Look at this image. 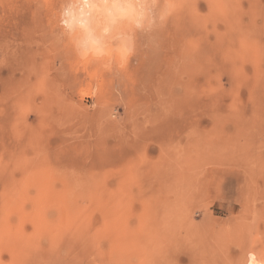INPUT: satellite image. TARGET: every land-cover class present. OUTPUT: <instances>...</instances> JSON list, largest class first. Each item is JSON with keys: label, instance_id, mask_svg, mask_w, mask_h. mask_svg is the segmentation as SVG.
Masks as SVG:
<instances>
[{"label": "rangeland", "instance_id": "1", "mask_svg": "<svg viewBox=\"0 0 264 264\" xmlns=\"http://www.w3.org/2000/svg\"><path fill=\"white\" fill-rule=\"evenodd\" d=\"M40 2L0 0V264H164L172 219L183 256L234 264L245 240L258 250L242 264H264V169L221 155L232 116L264 103V0H179L112 72L59 38L60 0ZM263 128L236 135L264 150ZM175 187L181 212L142 215Z\"/></svg>", "mask_w": 264, "mask_h": 264}, {"label": "clouds", "instance_id": "2", "mask_svg": "<svg viewBox=\"0 0 264 264\" xmlns=\"http://www.w3.org/2000/svg\"><path fill=\"white\" fill-rule=\"evenodd\" d=\"M38 7L47 8V0ZM178 9L179 0H60L58 35L80 62L112 72L136 55L141 36L150 43Z\"/></svg>", "mask_w": 264, "mask_h": 264}, {"label": "bare ground", "instance_id": "3", "mask_svg": "<svg viewBox=\"0 0 264 264\" xmlns=\"http://www.w3.org/2000/svg\"><path fill=\"white\" fill-rule=\"evenodd\" d=\"M263 54V56H264V43H261V55ZM259 78H260V87H264V58H262L261 57V63H260V71H259ZM254 93V92H253ZM256 93V92H255ZM263 93V92H262ZM264 94V93H263ZM254 96H255V94H253ZM260 95V94H259ZM252 97V96H251ZM256 97V96H255ZM255 97L253 98L254 99V101H255ZM262 99H263V97H261ZM258 99H260L259 97H258ZM257 99V100H258ZM261 99V100H262ZM260 101V100H259ZM259 101H258V103H259ZM252 103V102H251ZM264 103L262 102L260 105H257V106H254V104L252 105H249V106H243L242 108H243V110H242V120L241 121H238L236 118H234V116H232V119L230 120V122L228 123L232 128H234V130H235V135H231V138L232 139H234L236 142L233 144V149L231 148V145H230V148H231V150L232 151H230V152H226L225 150V153H222L221 155H222V157H223V159L225 158L227 161L228 160H231L230 158L231 157H234V158H238V160L236 161V162H234L235 164H236V167H247L246 169L245 168H241V169H243V170H248V171H250L251 170V173L252 172H254V171H256L257 170V172L256 173H258L259 171V169H264V150H261V149H254V146L255 145H257V140H255V139H257V138H255V136H251L250 134H249V136H247V138H243L242 140H243V142H242V140L240 141V139L238 140V135H236V133L237 132H242V133H244V132H248V129H250V131H251V133H252V131L254 130V129H258V131H259V128L261 129V128H263L264 127V105H263ZM264 129V128H263ZM237 130H239V131H237ZM257 131V132H258ZM249 133V132H248ZM254 133V132H253ZM259 133V132H258ZM257 133V134H258ZM245 134V133H244ZM244 136V135H243ZM255 138V139H254ZM263 142V141H262ZM261 142V144H263ZM261 144H259V145H261ZM222 145V144H221ZM228 146V145H227ZM217 147H219L218 145H217ZM225 147V146H224ZM260 147V146H259ZM215 148V147H214ZM213 148V149H214ZM254 149V150H252V149ZM220 149V148H219ZM229 149V148H228ZM216 151V150H215ZM216 153V152H215ZM218 154H216V156H217ZM221 157V156H220ZM234 158H232V159H234ZM221 159V158H220ZM229 163H230V161H229ZM231 165V164H230ZM233 165V164H232ZM239 169V168H238ZM250 169V170H249ZM252 169H254V171H252ZM245 171V172H246ZM261 172H259V174H260ZM263 173H264V171H263ZM249 175L252 177V175H253V173H252V175L250 174V172H249ZM254 176V175H253ZM259 176H261V175H259ZM258 176V177H259ZM241 177H243V176H241ZM261 177H263V176H261ZM253 178V177H252ZM254 178H256V177H254ZM264 178V177H263ZM262 178V179H263ZM261 179V178H260ZM241 180H243V179H241ZM262 181V180H261ZM264 182V181H263ZM245 183V182H244ZM170 189V192H172V193H170L169 192V196H168V198H164V202L161 204H159V202H160V200H159V202H156L157 204H154L155 206H153V207H151L150 205H147L146 204V202L144 203H142V215L144 216V214L147 212V213H149L150 214V212H159L158 214H159V216H170L171 214H173V213H175L176 212V210L179 208H177V206L178 205H180L181 203V200L183 201V198L181 197V195L179 194V191L177 190V188L175 187V189L173 188V190H171V188H169ZM167 194V193H166ZM165 194V195H166ZM162 197H164V196H162ZM160 199V198H159ZM163 199V198H162ZM161 199V200H162ZM158 201V200H157ZM155 202V201H154ZM184 202V201H183ZM180 203V204H179ZM153 204V203H152ZM162 206H165L164 208H161ZM157 207V209H154V208H156ZM160 208V209H159ZM180 209H178V211H179ZM154 212V213H155ZM179 212H181V211H179ZM151 215V214H150ZM181 215V214H180ZM147 217H148V215H147ZM171 217V216H170ZM175 217H176V215H175ZM185 217V216H184ZM139 218H140V221H141V219H142V217H140L139 216ZM150 218V217H149ZM159 218V217H158ZM161 218V217H160ZM158 219L157 221H159V220H161L162 221V218L161 219ZM148 219V218H147ZM153 219V218H152ZM155 219H157L156 217H155ZM164 219H166V218H164ZM169 219V218H168ZM171 219H172V217H171ZM177 219V218H176ZM170 220V219H169ZM175 220V219H174ZM252 220V219H251ZM172 221V223L171 222H169L170 224H171V227L169 228V230H167V231H169L167 234H165V233H161V235H158L159 237V242L161 243V245H163V248H162V250H161V252H162V254H163V260L160 258V260H162V262L164 263V264H176V262H178V263H181V264H183V262L184 261H186V264H214L216 261H219L220 260V258H217V257H215L214 255H212V254H209V253H204L203 252V254L202 255H200V256H196V254H194V252L195 251H193V252H187L186 250V252H185V256H183L184 254H183V249H184V244L185 243H187V242H183L184 240H182V242H181V237H179V235L177 234V231L175 232V230H173L174 228H175V224L173 223V219L171 220ZM253 221V220H252ZM142 222V221H141ZM156 222V221H155ZM154 222V223H155ZM165 223H167L166 222V220L164 221ZM179 222V221H178ZM160 223H162V222H159V224L158 225H160ZM190 223V222H189ZM234 223V222H233ZM251 223H253V222H251ZM141 224H143V223H141ZM152 224V223H151ZM156 225H157V223H155ZM179 224V223H178ZM147 225V224H146ZM157 225V226H158ZM165 225V224H164ZM177 225V224H176ZM190 225V224H189ZM239 225H241V223L240 224H237V226L236 227H234V224H233V227L232 228H229V229H225V232H226V234L227 235H229V236H231V237H237L238 236V238H243L242 236H244V233H246V230H247V225H245V224H243V225H241L240 227H239ZM252 225V224H251ZM160 226H162V225H160ZM178 226V225H177ZM182 226V225H181ZM144 227V226H143ZM146 227V226H145ZM150 227L151 226H149V230H150ZM159 227V226H158ZM157 227V228H158ZM167 227V226H166ZM156 228V227H155ZM160 228H163V226L162 227H160ZM182 228V227H181ZM191 228V227H190ZM239 228V229H238ZM165 229V228H164ZM176 229H178V228H176ZM244 231H243V230ZM152 230V229H151ZM160 230H162V229H160ZM159 230V231H160ZM139 231V230H138ZM143 233H144V231H142ZM156 232H157V230H156ZM163 232V231H162ZM224 232V233H225ZM153 233V232H152ZM155 233V232H154ZM158 233V232H157ZM157 233L155 234V235H157ZM185 233V232H184ZM186 233H187V230H186ZM147 234V233H146ZM181 234V233H180ZM190 234H191V232H190ZM145 235V234H144ZM153 235V234H152ZM154 235V236H155ZM184 235V234H183ZM145 237V236H144ZM144 237L143 238H141V239H144ZM188 237V236H187ZM186 237V238H187ZM147 238V237H146ZM157 238V237H156ZM181 238V239H180ZM192 238H193V236H192ZM260 238H262L263 240H264V236H262V237H260ZM151 239H153L152 237H151ZM150 239V240H151ZM183 239H184V236H183ZM140 240V239H139ZM145 240V239H144ZM150 240L148 239L147 241H149L150 242ZM188 241H189V239H187ZM186 239H185V241H187ZM146 241V240H145ZM144 241V243L143 244H140L141 246L142 245H144L146 242ZM139 242H141V241H139ZM143 242V241H142ZM154 242V241H153ZM243 243H242V246H240V248H239V250L240 251H238V259H237V261L234 263V264H242V262L245 260V261H247L248 260V258H251L252 256H254L256 253H257V251L256 250H258V249H256V248H254V247H251V248H247L246 246H247V244H245V240H243L242 241ZM263 242V241H262ZM151 243V242H150ZM160 243H158V244H160ZM155 244V243H154ZM188 244V243H187ZM146 245V244H145ZM144 245V246H145ZM153 245V244H152ZM151 245V247H154V245L152 246ZM160 245V246H161ZM139 246V245H138ZM155 246H157V245H155ZM146 247V246H145ZM144 248V247H143ZM183 248V249H182ZM189 248V247H188ZM148 249V248H147ZM146 249V250H147ZM153 249H155V248H153ZM193 249V248H192ZM190 250V249H189ZM145 251V250H144ZM144 251H142L141 253H144ZM149 251V250H148ZM150 251H153L152 249L150 250ZM145 252H147V251H145ZM147 253H149V252H147ZM157 253H159V252H157ZM139 254V253H138ZM150 254V253H149ZM139 255H141V254H139ZM145 255V254H144ZM147 255V254H146ZM150 257V256H149ZM148 257V258H149ZM162 257V256H161ZM146 258V257H145ZM143 259V258H142ZM147 260V259H146ZM260 260V259H259ZM148 261V260H147ZM149 261H150V259H149ZM235 261V260H234ZM153 262V261H152ZM231 262V261H230ZM229 262V263H230ZM250 262V261H249ZM218 263V262H217ZM245 263V262H244ZM243 263V264H244ZM258 263V262H257ZM153 264V263H152ZM247 264V263H246Z\"/></svg>", "mask_w": 264, "mask_h": 264}]
</instances>
